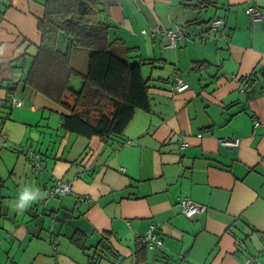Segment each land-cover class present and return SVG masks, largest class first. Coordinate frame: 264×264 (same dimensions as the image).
<instances>
[{"label": "crops", "instance_id": "obj_1", "mask_svg": "<svg viewBox=\"0 0 264 264\" xmlns=\"http://www.w3.org/2000/svg\"><path fill=\"white\" fill-rule=\"evenodd\" d=\"M0 1L4 87L27 75L41 43L45 0ZM102 2L110 40H123L136 49L131 57L152 62L142 67L152 112H138L123 139L105 143L65 130L57 108L31 89L20 86L16 97L25 106L19 101L5 122L0 104V131L9 138L0 145V264H87V253L71 241L77 231L92 249L107 237L120 255L100 264H247L257 258L264 264V20L246 13L252 6L264 10V0ZM202 3L200 11L185 8ZM211 10L206 21L202 13ZM214 18L225 23L209 39L187 36L206 34ZM177 26L186 32L172 49L165 48L169 37L141 33ZM196 62L213 67L202 74ZM254 72L253 84L245 86L241 79ZM176 75L191 88L176 91ZM5 98L0 88V101ZM49 111L58 120L49 117L47 128ZM254 119L262 125L255 127ZM221 138L241 143L232 149ZM55 181L68 182L71 194L46 201ZM25 193L36 199L21 209ZM184 198L207 211L186 218ZM152 227L163 245L143 250L139 240Z\"/></svg>", "mask_w": 264, "mask_h": 264}, {"label": "trees", "instance_id": "obj_2", "mask_svg": "<svg viewBox=\"0 0 264 264\" xmlns=\"http://www.w3.org/2000/svg\"><path fill=\"white\" fill-rule=\"evenodd\" d=\"M1 3L2 1L0 6ZM102 5V0H45V11L38 23L41 43L32 55L25 79L9 81L4 87H0L6 92V98L0 101L4 110L12 111L15 104L19 103L16 96L22 86V89H31L44 96L57 108L65 130L89 139L98 136L105 143L113 137L123 139L138 112H152L149 81L142 73L144 64L152 62L139 56L131 57L136 49L128 47L123 40H110L112 27L103 17ZM4 7L6 12L10 6ZM185 8H197L200 11L205 5H185ZM214 19L210 21L206 34L199 36L188 32L187 36L194 40L209 39ZM179 28L181 27L177 26V29L153 33L143 30L142 34L153 38L161 34L172 41L170 33L177 32ZM170 42L165 48L172 49L168 47ZM195 64L202 74L213 67L208 62ZM257 74L254 72L250 77L241 79L243 84H253ZM178 77L188 84L185 91L189 90L190 83L181 75H176L174 89L178 91ZM4 110L2 113L5 122L10 113L4 114ZM7 140V134L0 131V145ZM60 183L68 182L55 181L45 191L46 201L60 200L71 194L72 190L67 195H60L56 191ZM147 233L139 240L138 246L141 249H156L163 245V240L157 237L155 230H152L155 241L146 242ZM88 238L80 231L75 232L71 238L77 247L87 253V264H100L110 256L119 260L120 255L107 237H102L94 249L87 246ZM91 250L95 251L88 254ZM253 261L263 264L259 258Z\"/></svg>", "mask_w": 264, "mask_h": 264}, {"label": "built area", "instance_id": "obj_3", "mask_svg": "<svg viewBox=\"0 0 264 264\" xmlns=\"http://www.w3.org/2000/svg\"><path fill=\"white\" fill-rule=\"evenodd\" d=\"M247 15L252 19V21L254 22H259L264 20V10L258 8V7H248L246 10ZM225 21L223 18H217L214 19L211 23L212 26V30L216 31L219 30L220 27L222 25H224ZM186 30L179 28L177 32H173L170 33V36L172 38V41L169 43L168 47L169 48H174L176 47L177 42H179L181 36L183 34H185ZM177 88L179 92H183L186 89H188V84L186 83V81L180 77H178L177 79ZM254 123H255V127H259L262 125L261 121L258 119H254ZM219 141L226 147L228 148H238L240 146L241 141L239 139H226V138H221L219 139ZM183 148H186V146H188L187 143H183ZM38 165V164H37ZM122 171H125V169H123ZM60 187H58L56 189V191L64 196L70 193V191L72 190L71 185L69 183H60ZM180 205L182 206V211L183 214L188 217V218H193L194 216L203 213L205 211H207V207L204 205H200L195 203L194 201H192L189 198H184ZM152 230H154V227H152L151 230L148 231L147 235H146V242L155 241V237L152 236ZM159 245L161 244V242L158 243ZM247 264H260L259 262H255V261H247Z\"/></svg>", "mask_w": 264, "mask_h": 264}, {"label": "rangeland", "instance_id": "obj_4", "mask_svg": "<svg viewBox=\"0 0 264 264\" xmlns=\"http://www.w3.org/2000/svg\"><path fill=\"white\" fill-rule=\"evenodd\" d=\"M214 15V10H211L209 13L208 12H203L202 13V17H204L205 18V20L206 21H208L209 20V18H211L212 16ZM207 18H208V20H207ZM143 31V30H142ZM142 31H141V33H142ZM147 31V30H146ZM148 33H150L149 31H147ZM80 83V82H79ZM179 92V91H178ZM3 95H5V94H3ZM19 101H20V103L21 102H23V99L21 98V97H19ZM15 106H17V104H15ZM25 106V103L23 102V103H21V106H19V108L20 107H24ZM25 108H28V107H25ZM4 114H6L7 115V113H10V114H8V116L10 117L11 115H12V111H9V110H4ZM56 114H50V111H49V113H48V116L46 117L47 119L45 120V121H43L44 123H42L45 127H47L48 128V126H49V117H52L54 120H58V118H56ZM42 118V117H41ZM53 128H56V127H53ZM35 131H37V130H35ZM9 139V138H8ZM33 142H37V140L35 139V137L33 138V140H32ZM31 144H32V142H30V146H31ZM31 160H33L32 162L34 163V165H35V162H37L38 163V165H35L34 167L36 168V169H38L39 171L40 170H44V167L40 164V162H38V161H36V159H35V154H33L32 155V159ZM44 171H41V173H43ZM195 217V216H194ZM88 254H91V253H88ZM86 259H87V257H85V261H86Z\"/></svg>", "mask_w": 264, "mask_h": 264}, {"label": "clouds", "instance_id": "obj_5", "mask_svg": "<svg viewBox=\"0 0 264 264\" xmlns=\"http://www.w3.org/2000/svg\"><path fill=\"white\" fill-rule=\"evenodd\" d=\"M36 197L31 195L30 193H25L21 198V205L20 208L24 209L31 201L35 200Z\"/></svg>", "mask_w": 264, "mask_h": 264}]
</instances>
